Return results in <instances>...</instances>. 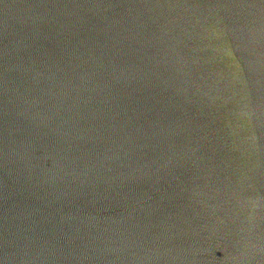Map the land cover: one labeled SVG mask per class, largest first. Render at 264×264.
<instances>
[{
    "label": "water",
    "instance_id": "95a60500",
    "mask_svg": "<svg viewBox=\"0 0 264 264\" xmlns=\"http://www.w3.org/2000/svg\"><path fill=\"white\" fill-rule=\"evenodd\" d=\"M0 264H264V0H0Z\"/></svg>",
    "mask_w": 264,
    "mask_h": 264
}]
</instances>
